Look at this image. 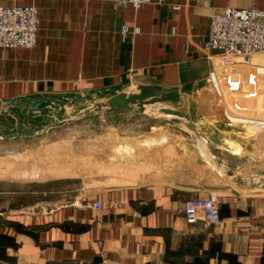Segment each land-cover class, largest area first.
Segmentation results:
<instances>
[{
  "label": "crops",
  "instance_id": "obj_1",
  "mask_svg": "<svg viewBox=\"0 0 264 264\" xmlns=\"http://www.w3.org/2000/svg\"><path fill=\"white\" fill-rule=\"evenodd\" d=\"M0 5H34L41 18L34 47L0 48L2 104L108 89L130 93L141 84H158L181 93L175 106L198 122L212 150L214 129L221 130L215 88L223 98L205 50L212 15L228 6L264 11V0H151L141 7L113 0H0ZM249 60L237 67L264 73ZM230 72L218 67L216 74ZM224 93L225 110L239 112L225 85ZM59 110L66 114L64 108L54 112ZM153 117L166 134L159 142L196 146L195 164L194 153L186 150L168 170L174 178L98 188L83 183L53 209L26 210V191L0 189V264H264V189L229 183L202 159L195 137L164 115ZM258 120L264 123L263 116ZM224 136L227 140L228 133ZM211 190L220 194L221 223L189 222L184 202ZM96 201L102 206L95 207Z\"/></svg>",
  "mask_w": 264,
  "mask_h": 264
},
{
  "label": "rangeland",
  "instance_id": "obj_2",
  "mask_svg": "<svg viewBox=\"0 0 264 264\" xmlns=\"http://www.w3.org/2000/svg\"><path fill=\"white\" fill-rule=\"evenodd\" d=\"M250 59L264 67V53ZM212 79L220 90L224 85L228 88L232 104L239 109L225 110L224 91L222 98L215 88L221 107V112L216 113L220 115L217 126L221 130L214 129V153L223 155L233 167L240 165V174L255 178L264 173V123L231 117L241 118L239 115L247 113L256 114L258 119L264 117V73L238 69L226 76L223 86L218 78ZM81 107H74L71 113ZM146 110L147 114H141L133 106L129 113L112 110L79 121L65 120L67 114L60 110L54 112L55 116L44 114L34 121L21 122L12 115L11 119H0V189L26 191L27 200L22 207L35 211L53 209L72 199L74 188L83 183L98 188L176 177L168 170L173 164L179 165L186 150L194 153L196 146L181 140L168 144L167 140L151 142L152 138L160 140L165 133L158 129L159 120L153 117L158 113ZM33 123L41 127L32 126ZM42 126L51 129L38 131ZM225 133L228 139L222 140ZM195 144L200 150L199 143ZM193 156L195 164L197 155ZM202 159L207 162L204 155ZM15 198L19 200V196Z\"/></svg>",
  "mask_w": 264,
  "mask_h": 264
},
{
  "label": "built area",
  "instance_id": "obj_3",
  "mask_svg": "<svg viewBox=\"0 0 264 264\" xmlns=\"http://www.w3.org/2000/svg\"><path fill=\"white\" fill-rule=\"evenodd\" d=\"M121 4L141 7L151 0H113ZM41 25L39 9L34 5H0V48H32L37 43ZM129 27L122 30L125 35ZM138 32L136 28L134 30ZM205 50L213 60L212 76L217 68L225 73L234 70L239 63L255 54L264 53V11L256 7H225L216 10L205 40ZM225 76V75H224ZM222 80L221 75H217ZM220 194L211 190L206 196L189 198L184 202V214L191 222L204 221L219 224L222 221ZM97 208L101 202H94Z\"/></svg>",
  "mask_w": 264,
  "mask_h": 264
},
{
  "label": "water",
  "instance_id": "obj_4",
  "mask_svg": "<svg viewBox=\"0 0 264 264\" xmlns=\"http://www.w3.org/2000/svg\"><path fill=\"white\" fill-rule=\"evenodd\" d=\"M138 89L139 91L130 93H113L108 89L97 92L87 91L85 96L47 95L39 98H17L8 100L5 104L0 102V119H11L12 116H16L21 122L27 119L34 121L38 116L44 114L55 116L54 109L64 108L67 114L65 120L79 121L108 110L128 111L133 106H137L141 112H145L148 108L156 111L158 115H164L169 123L177 125L185 134L195 137L199 141L207 162L227 178L229 183L244 185L250 189H264V173L255 178L244 176L239 173L240 165L233 167L224 158L213 152L198 122L189 118L180 108L175 106L181 102V93L174 90L165 91L158 84H141ZM168 102L173 103V105ZM79 105L82 107L77 113L72 114L71 110ZM26 110H29L28 116L25 114ZM32 126L41 127L37 123H33ZM50 129V126H42L38 131L49 132ZM165 137L166 134H163L161 141ZM151 142H159V140L152 138Z\"/></svg>",
  "mask_w": 264,
  "mask_h": 264
},
{
  "label": "bare ground",
  "instance_id": "obj_5",
  "mask_svg": "<svg viewBox=\"0 0 264 264\" xmlns=\"http://www.w3.org/2000/svg\"><path fill=\"white\" fill-rule=\"evenodd\" d=\"M238 69H240V70H247L246 68H244V67H236V70H238ZM214 78H217V74L215 75V76H213ZM221 78H222V80H221V84H222V86H223V83L225 82V80H226V77L224 76V74H221ZM223 91H224V86H223ZM225 94V93H224ZM226 96V95H225ZM228 101V100H227ZM226 101V102H227ZM225 105H226V103H225ZM229 106V105H228ZM227 110V109H226ZM228 114V113H227ZM226 114V115H227ZM237 115H239V114H237ZM233 116V115H232ZM241 118H237V117H231V116H229V117H231V119H233V120H237V121H239V120H242V121H247V122H250V123H258V122H260V120H258L257 118H253V117H249V116H242V115H239ZM230 119V120H231Z\"/></svg>",
  "mask_w": 264,
  "mask_h": 264
}]
</instances>
